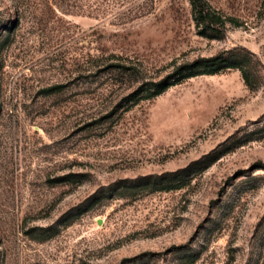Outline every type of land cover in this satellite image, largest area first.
I'll list each match as a JSON object with an SVG mask.
<instances>
[{
	"label": "rangeland",
	"instance_id": "1",
	"mask_svg": "<svg viewBox=\"0 0 264 264\" xmlns=\"http://www.w3.org/2000/svg\"><path fill=\"white\" fill-rule=\"evenodd\" d=\"M206 1L220 35L189 0H0V264H264V0Z\"/></svg>",
	"mask_w": 264,
	"mask_h": 264
},
{
	"label": "trees",
	"instance_id": "2",
	"mask_svg": "<svg viewBox=\"0 0 264 264\" xmlns=\"http://www.w3.org/2000/svg\"><path fill=\"white\" fill-rule=\"evenodd\" d=\"M189 3L195 25L198 28L199 33L210 31L220 35L225 28L226 22L232 21L230 18H227L218 11L214 10L206 0H189ZM204 63L206 68L201 73H214L220 70L221 67H225L223 60L219 61L218 57L207 58ZM199 66L198 61H194L183 66H177L175 68V73H179L180 75L174 80L164 79L162 81L151 83L148 97L151 98L161 94L170 86L175 85L181 78L198 74V71H200L198 70ZM175 73L174 75H176Z\"/></svg>",
	"mask_w": 264,
	"mask_h": 264
}]
</instances>
